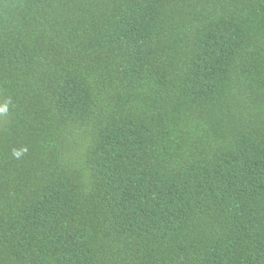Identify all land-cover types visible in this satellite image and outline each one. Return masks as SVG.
Returning a JSON list of instances; mask_svg holds the SVG:
<instances>
[{"label":"trees","instance_id":"1","mask_svg":"<svg viewBox=\"0 0 264 264\" xmlns=\"http://www.w3.org/2000/svg\"><path fill=\"white\" fill-rule=\"evenodd\" d=\"M0 264H264V0H0Z\"/></svg>","mask_w":264,"mask_h":264}]
</instances>
